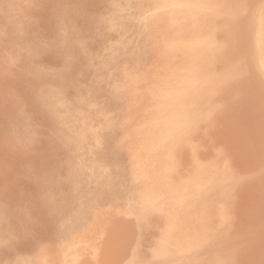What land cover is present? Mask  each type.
Masks as SVG:
<instances>
[{"label": "rangeland", "instance_id": "1", "mask_svg": "<svg viewBox=\"0 0 264 264\" xmlns=\"http://www.w3.org/2000/svg\"><path fill=\"white\" fill-rule=\"evenodd\" d=\"M227 1H0V264H24L27 262L31 264L41 262L43 264H61V261L57 258L59 251L57 246L61 242V233L57 229L58 219L65 217L74 209L87 210L90 205L103 210L109 209L105 216V225H109V228L106 225L105 232L98 241L100 248H98L96 254H91L90 257L88 255L87 260L85 258V260L76 261L74 264H87V262L88 264H120L126 259L134 243L135 225L130 221L132 217H128L122 212L125 206V198H122V193H126L127 189H121V184L124 183V180L127 181L133 172H136L139 161L152 155L146 151V146L157 143V122L159 118L165 115L163 104L169 96L174 94L173 89L178 85H180V91L176 95H178L177 99L181 103L179 102L180 105L177 106V109L182 108L184 116L178 122L180 127L177 130V138H172V140L169 138L164 142L171 163L165 173L167 177L158 182V187L165 189L167 180H169L172 187L185 183L188 179L194 178L196 170L201 171L203 175L199 174L196 187L189 196L188 202L179 208L184 214L182 217L183 223L177 231L175 230V234L178 236L184 233L189 236L187 239L191 237L192 239H185L186 242L177 248L178 252H176L177 250L174 252V258L171 257L175 260V264L264 263V255H262V252L264 253V213H262L264 212V203L262 202L264 201V166H262L264 165V160H262V158L264 159V143L262 144L264 141V93L258 95L260 92L258 93L255 87H248L249 84L247 83L249 82L244 80L246 76L248 80V76L252 75L251 69L253 70L254 63L250 60L254 57V52L257 51L258 35L262 30V26H264V11L259 8L262 0ZM224 3H226V6ZM227 3L233 4V6ZM237 7L241 8L235 10ZM26 14L29 18L26 17ZM237 15L239 18H237ZM51 27L54 30H51ZM193 38L206 39L201 44L202 48H198L199 51L191 46ZM239 41L242 43H239ZM205 49L208 51L206 52ZM233 50L235 51L234 54ZM218 55L220 56L218 57ZM201 57L203 58L201 59ZM201 60L204 61L203 64ZM211 60L213 61L212 65ZM227 60H229V63ZM195 64L199 69L200 67L203 68L206 74L202 71L203 73H198V79H194L192 76L191 79H186L183 82L181 80L180 82L177 75L182 71L192 69ZM187 66L189 68H186ZM218 66H221V68L219 69ZM231 66H233V69ZM246 66L248 67L247 72L245 71ZM241 69L244 72H241ZM221 70H223V73ZM229 70L232 72L229 73ZM217 73L221 75H217ZM224 74L227 78L232 77L230 80H226ZM235 75L238 77L237 79L234 78ZM198 82L200 85H198ZM217 82H221V85ZM236 82L242 85L237 86ZM232 88H238L240 91ZM222 90L225 91L226 96L222 94L224 93ZM231 90H234V92ZM241 90H245L243 91L245 93ZM237 92L241 96L237 95ZM247 92L253 93L250 95ZM206 93L208 94L206 95ZM228 93L229 95H227ZM235 95H237L238 101L234 98ZM200 96H204V98ZM214 97L217 100H214ZM184 99L189 102V104L187 103L189 106H187ZM183 104H186V106H183ZM159 105L163 109L158 108ZM190 105L195 107L193 108ZM234 105L236 106L234 107ZM222 106L225 107L224 110L227 109L226 106L231 107V109L229 108L225 112L220 109ZM190 107L192 110H188ZM253 108L259 109L253 111ZM195 109L201 112H196ZM209 110L215 112L211 111V114ZM185 111L189 112L186 113ZM194 112L198 114H194ZM261 113H263V116ZM187 114L191 119L187 118ZM208 116L207 120L206 117ZM210 116L213 118H210ZM258 118L263 120L260 121ZM144 119L146 120L144 121ZM192 119L195 121H191ZM197 119H199L198 124L195 123L198 122ZM230 121L232 122L230 123ZM188 123L197 125L196 128H192L196 132L192 130L190 133V130L189 132L186 130L192 126L195 127L194 125H188ZM211 123L212 125L216 124L213 129ZM246 123L249 125L248 127ZM260 124L262 125L259 126ZM235 126L242 130L236 132L237 128ZM258 127L261 128L256 129ZM247 128L249 131H247ZM5 132L8 134H5ZM185 134L189 135L186 136ZM260 134H262V137ZM210 135L215 137L211 138ZM194 142L196 143L193 144ZM170 143L174 144L172 145L174 148L170 147ZM246 151L248 152L246 153ZM244 156H247V158ZM151 158L158 159L154 155ZM260 161L262 165H260ZM254 172H260L262 175L260 174V176ZM253 175L256 176L253 177ZM143 181V179H139L137 184L141 185ZM234 186L235 188H233ZM229 188L233 193L229 192ZM248 190L250 193H248ZM233 194L234 197L236 196L235 199ZM215 201L216 204L212 205ZM3 203L6 204L2 205ZM255 203L258 206L255 207ZM147 207L142 219L146 227V230L143 231L141 245L143 248L149 246L167 224L166 217L160 208L153 205ZM244 208L245 210H243ZM250 209L253 210L250 211ZM200 212L199 218L198 213ZM236 213H239L241 218ZM120 216L123 218V222ZM118 217L119 220L116 222L115 220ZM111 218L115 222L110 221ZM258 218L260 221L257 222ZM125 220L129 226L126 225ZM120 223H123L122 226ZM131 223L134 227H131ZM254 223L256 225H253ZM225 224L227 225L225 226ZM217 227L218 229H215ZM249 228L252 230L251 234ZM125 229L128 231H125ZM222 229L226 231L224 232ZM214 230H217L220 234L217 233L218 240L213 239L216 237ZM220 231L225 234L220 233ZM241 233L243 234L241 235ZM250 235L252 238L247 237H251ZM236 238H239L240 243ZM253 238L260 239V241L253 240ZM249 239L254 241L250 245L248 244L250 247L247 246V243H250ZM129 240L130 242L133 241L130 243ZM234 242L239 243V245L236 243V246ZM127 244L129 249L125 248ZM120 246L123 247L119 248ZM99 250L100 253H98ZM111 250L114 254L111 253ZM251 251L255 253H251ZM252 254L256 255V261ZM216 255L218 258L214 257ZM212 257L215 259V263H213L214 259ZM258 257L261 258V261ZM227 261L229 262L227 263Z\"/></svg>", "mask_w": 264, "mask_h": 264}, {"label": "bare ground", "instance_id": "2", "mask_svg": "<svg viewBox=\"0 0 264 264\" xmlns=\"http://www.w3.org/2000/svg\"><path fill=\"white\" fill-rule=\"evenodd\" d=\"M1 1V0H0ZM81 1V0H80ZM179 1V0H178ZM224 2H225V0H223ZM227 1V0H226ZM31 2V1H30ZM153 2V1H152ZM228 2V1H227ZM262 2V1H261ZM180 3V2H179ZM229 3H230V1H229ZM229 3H227V4H229ZM257 3V2H256ZM2 4V3H1ZM27 4V3H26ZM73 4V3H72ZM156 4V3H155ZM175 4V3H174ZM178 4V3H177ZM223 4V3H222ZM262 4V3H261ZM69 5V4H68ZM81 5V4H80ZM170 5V4H169ZM224 5L226 6V3H224ZM230 5V4H229ZM249 5V4H248ZM28 6V5H27ZM34 6V5H33ZM171 6H172V4H171ZM224 6V7H225ZM228 6V5H227ZM230 6H233V4L232 5H230ZM261 6V5H260ZM36 7V6H35ZM84 7V6H83ZM182 7V6H181ZM207 7V6H206ZM23 8V7H22ZM29 8V7H28ZM53 8V7H52ZM226 8H228V7H226ZM230 8V7H229ZM239 8H241V7H239ZM238 7H237V9H235V10H238L239 9ZM258 8V7H257ZM259 8H261V7H259ZM86 9V8H85ZM214 9V8H213ZM245 9V8H244ZM243 9V10H244ZM262 9V8H261ZM260 9V10H261ZM177 10V9H176ZM234 10V9H233ZM243 10H242V12H243ZM248 10V9H247ZM252 10V9H251ZM113 11V10H112ZM241 11V10H240ZM239 11V12H240ZM245 11V10H244ZM249 11V10H248ZM259 11V10H258ZM257 11V12H258ZM24 12V11H23ZM26 12V11H25ZM253 12V11H252ZM256 12V13H257ZM260 12V11H259ZM106 13V12H105ZM161 13V12H160ZM214 13V12H213ZM216 14V13H215ZM217 14H219L218 12H217ZM243 14H245L244 12H243ZM252 14V13H251ZM25 15V14H24ZM23 16V15H22ZM104 16H105V14H104ZM187 16V15H186ZM245 16V15H244ZM26 17L27 18H29L28 16H27V14H26ZM31 17V16H30ZM55 17V16H54ZM239 17H240V14H239ZM238 17V15H237V18H239ZM250 17H251V15H250ZM257 18V17H256ZM33 19H34V17H33ZM184 19V18H183ZM244 20V19H243ZM257 20V19H256ZM49 21V20H48ZM157 21V20H156ZM169 21V20H168ZM75 22V21H74ZM73 22V23H74ZM110 22V21H109ZM188 22H190V21H188ZM237 22V21H236ZM246 23H247V21H245ZM101 23V22H100ZM175 23V22H174ZM240 23H241V20H240ZM259 23H260V21H259ZM181 24V23H180ZM248 24V23H247ZM246 24V25H247ZM53 25V24H52ZM78 25V24H77ZM165 25V24H164ZM167 25V24H166ZM165 25V26H166ZM172 25H173V22H172ZM185 25V24H184ZM192 25V24H191ZM259 25H261V24H259ZM38 26V25H37ZM58 26V25H57ZM81 26V25H80ZM180 26V25H179ZM39 27V26H38ZM118 27V26H117ZM163 27V26H162ZM168 27V26H167ZM172 27V26H171ZM193 27V26H192ZM212 27V26H211ZM16 28V27H15ZM44 28V27H43ZM54 28V27H53ZM109 28V27H108ZM107 28V29H108ZM186 28H188V27H186ZM198 28H199V26H198ZM204 28V27H203ZM259 28H261V27H259ZM59 29V28H58ZM179 29V28H178ZM183 29V28H182ZM184 29H185V27H184ZM207 29V28H206ZM51 30H54V29H52V27H51ZM60 30V29H59ZM99 30V29H98ZM193 30V29H192ZM198 30V29H197ZM196 30V31H197ZM108 31V30H107ZM117 31V30H116ZM163 31V30H162ZM243 31V30H242ZM183 32V31H182ZM188 32V31H187ZM200 32V31H199ZM198 32V33H199ZM0 33H1V31H0ZM72 33V32H71ZM76 33V32H75ZM158 33H160V32H158ZM177 33V32H176ZM194 33V32H193ZM202 33V32H201ZM200 33V34H201ZM3 34H5V33H3ZM184 34V33H183ZM192 34V33H191ZM2 35V34H1ZM119 35V34H118ZM160 35H162V34H160ZM188 35V34H187ZM162 37V36H161ZM179 37H180V35H179ZM182 37V36H181ZM184 37H185V35H184ZM188 37V36H187ZM193 37V36H192ZM192 37H190L191 39H192ZM194 37H196L195 35H194ZM217 37V36H216ZM219 37V36H218ZM222 37V36H221ZM163 38V37H162ZM241 38V37H240ZM11 39H12V37H11ZM176 39V38H175ZM187 39V38H186ZM238 39H239V37H238ZM126 40V39H125ZM182 40V39H181ZM189 40V39H188ZM246 41H247V39H245ZM111 41V40H110ZM114 41V40H113ZM203 41L205 42L206 41V39H200V38H193V41H192V47H193V49H196L197 51H199L198 50V48H202L201 47V44L203 43ZM229 41H230V39H229ZM235 41H237V40H235ZM182 42V41H181ZM185 42H186V40H185ZM184 42V43H185ZM109 43V42H108ZM239 43H242V42H240L239 41ZM105 45V44H104ZM183 45V44H182ZM181 45V46H182ZM190 45V44H189ZM220 45H222V44H220ZM240 45V44H239ZM238 45V46H239ZM180 46V47H181ZM190 46V47H191ZM203 46H204V44H203ZM242 46V45H241ZM263 46H264V26H262V30L260 31V33H259V35H258V43H257V51H255L254 53H255V55H254V57H252L251 59L252 60H250L252 63H254V65H253V70L251 69V71H252V75L251 76H248L249 77V79L247 80V76H246V79H244V80H246V81H248L249 83H247V84H249L248 85V87L250 86V87H255L256 88V90L258 91V93L260 92V94H258V95H262V93H264V48H263ZM83 47V46H82ZM227 47V46H226ZM13 48V47H12ZM62 48V47H61ZM160 48V47H159ZM163 48H164V45H163ZM222 48H224V47H222ZM167 49V48H166ZM171 49V48H170ZM192 49V50H193ZM220 49V48H219ZM119 50H121V49H119ZM160 50V49H159ZM183 50V49H182ZM190 50H191V48H190ZM196 50H194V51H196ZM203 50V49H202ZM201 50V51H202ZM223 50V49H222ZM221 50V51H222ZM17 51V50H16ZM200 51V52H201ZM205 51L207 52L208 50H206L205 49ZM234 51V50H233ZM241 51H243V50H241ZM177 52V51H176ZM183 52V51H182ZM191 52V51H190ZM204 52V51H203ZM44 53V52H43ZM189 53V52H188ZM202 53V52H201ZM210 53V52H209ZM235 53V51L233 52V54ZM243 53V52H242ZM12 54V53H11ZM49 54V53H48ZM196 54V53H195ZM208 54V53H207ZM202 55H204V54H202ZM208 55H210V54H208ZM217 55V54H216ZM246 55V54H245ZM9 56H10V54H9ZM189 56H190V54H189ZM195 56H198V55H195ZM200 56V55H199ZM205 56V55H204ZM220 55H218V57H219ZM247 56V55H246ZM56 57V56H55ZM211 57V56H210ZM218 57H216V58H218ZM224 57V56H223ZM234 57V56H233ZM189 59H190V57H188ZM198 58V57H197ZM203 57H201V59H202ZM229 58V57H228ZM232 58V57H231ZM230 58V59H231ZM237 58V57H236ZM240 58H242V57H240ZM239 58V59H240ZM249 58V57H248ZM8 59V58H7ZM195 59V58H194ZM207 59V58H206ZM215 59V58H214ZM246 60H247V58H245ZM250 59V58H249ZM11 60V59H10ZM183 60V59H182ZM226 60V59H225ZM233 60V59H232ZM236 60V59H235ZM243 60V59H242ZM80 61V60H79ZM151 61V60H150ZM199 61V60H198ZM204 61H206L205 59H204ZM204 61H202L201 60V63L203 62L204 63ZM207 61H209V60H207ZM215 61V60H214ZM219 61V60H218ZM224 61V60H223ZM229 60H227V62H228ZM237 61V60H236ZM212 60H211V65H212ZM231 62V61H230ZM237 62H239V60L237 61ZM236 62V63H237ZM246 62H248V61H246ZM10 64H12L11 62H9ZM16 63V62H15ZM188 63V62H187ZM200 63V64H201ZM202 63V64H203ZM215 63V62H214ZM229 63V62H228ZM176 64V63H175ZM180 64V63H179ZM184 64V63H183ZM243 64H244V62H243ZM242 64V65H243ZM181 65V64H180ZM179 65V66H180ZM187 65H189V64H187ZM191 65V64H190ZM214 65H216V64H214ZM219 65H221V64H219ZM223 65H225L224 63H223ZM239 65V64H238ZM11 66V65H10ZM141 66H143V65H141ZM182 66V65H181ZM184 66V65H183ZM186 66V65H185ZM204 66V65H203ZM219 67V69L221 68V66H218ZM227 67V66H226ZM242 67H244V66H242ZM247 67V66H246ZM250 67V66H249ZM143 68V67H142ZM179 68V67H178ZM183 68V67H182ZM186 68H189V66H187ZM190 68H191V66H190ZM197 68V69H196ZM211 68V67H210ZM231 68L233 69V66H231ZM144 69V68H143ZM204 69H207V68H204ZM208 69H209V67H208ZM232 69H230V70H232ZM244 69H246V68H244ZM1 70V69H0ZM12 70V69H11ZM162 70V69H161ZM166 70V69H165ZM224 70H225V67H224ZM227 70H228V68H227ZM226 70V71H227ZM228 71L229 73L230 72H232V71ZM238 70V69H237ZM237 70H235L236 72H237ZM242 71L241 72H244L243 71V69H241ZM250 70V69H249ZM177 71H179V70H177ZM202 71H204L205 72V70H203V68H201L200 67V69H199V67L197 66V64H195L193 67H192V69H188V70H186V71H182V72H180L179 74H178V72H177V77L178 78H180L179 80H180V82H181V80H182V82L184 81V80H188L190 77H194V79L195 78H197V75H198V73H200L201 74V72ZM208 71V70H207ZM223 70H221V72H222ZM246 72L248 71V67H247V69L245 70ZM6 72V71H5ZM109 72V71H108ZM170 72V71H169ZM219 72V71H218ZM239 73H240V71H238ZM175 73V72H174ZM203 73V72H202ZM223 73V72H222ZM238 73V74H239ZM12 74V73H11ZM149 74V73H148ZM152 74V73H151ZM205 74H206V72H205ZM219 73H217V75H218ZM227 74V73H226ZM247 74V73H246ZM245 74V75H246ZM249 74V73H248ZM203 75V74H202ZM208 75H210V74H208ZM214 75V74H213ZM219 75H221V74H219ZM225 75V74H224ZM227 75H229V74H227ZM234 75V74H233ZM237 75V74H236ZM235 75V76H236ZM240 75H242V73H240ZM24 76V75H23ZM169 76V75H168ZM196 76V77H195ZM199 76H201V75H199ZM234 76V78H238L237 76L235 77ZM253 76H255V77H253ZM15 77H17V76H15ZM148 77V76H147ZM158 77V76H157ZM172 77V76H171ZM173 77L174 78H176L175 77V75H173ZM207 77V76H206ZM208 77H211V76H208ZM225 77H226V75H225ZM232 77V76H231ZM230 77V78H231ZM2 78H4V77H2ZM156 78V77H155ZM199 78V77H198ZM197 78V79H198ZM203 78H204V76H203ZM215 78V77H214ZM216 78H218L217 76H216ZM230 78L228 77H226V80H230ZM244 78V77H243ZM243 78H242V80H243ZM256 78H258V79H256ZM165 79V78H164ZM191 79V78H190ZM202 79V78H201ZM222 79H223V76H222ZM5 80V79H4ZM176 80V79H175ZM178 80V81H179ZM211 80V79H210ZM219 80V79H218ZM225 80V81H226ZM242 80H240V81H242ZM25 81V80H24ZM23 81V82H24ZM36 81V80H35ZM172 81V80H171ZM211 81H214V80H211ZM221 81H224V80H221ZM13 82V81H12ZM30 82V81H29ZM1 83V82H0ZM167 83V82H166ZM197 83V82H196ZM199 83V82H198ZM204 83H205V81H204ZM221 82H217V84H220ZM235 83V82H234ZM237 83V82H236ZM173 84V83H172ZM188 84V83H187ZM194 84V83H193ZM206 84H207V82H206ZM238 84V83H237ZM236 84V85H237ZM246 84V83H245ZM5 85H7V84H5ZM186 85V84H185ZM184 85V86H185ZM198 85H200V83L198 84ZM203 84L201 83V86H202ZM205 85V84H204ZM208 85V84H207ZM213 85V84H212ZM221 85V84H220ZM230 85V84H229ZM240 84H238L237 86H239ZM242 85V84H241ZM240 85V86H241ZM244 85V84H243ZM8 86V85H7ZM137 86V85H136ZM135 86V87H136ZM179 86L180 85H178V86H175L174 87V89H173V95H171V96H169L168 97V99L165 101V103L163 104V106H164V111H165V115L162 117V118H159V120H158V122H157V124H158V133L156 134V140H157V143L156 144H151V145H147L146 146V151L149 153V154H152V155H149V156H147V157H145V158H143L141 161H139L138 162V168H137V170H136V172H133V174L130 176V178L127 180V181H125L124 180V183L122 182V188L121 189H127V191H126V193H122V198L124 199V203H125V206H124V209H123V213L124 214H126V215H128V217H132V218H130V221H132L133 222V224L136 226V225H138L139 223H140V221H142V219H143V214L145 213V209L146 208H148L147 206L148 205H153V206H155V207H158V208H160L161 209V212L165 215V217H166V222H167V228H165V231H164V233L163 234H161L158 238H157V240H156V248H155V250H153V255H154V257H156V258H162L163 256H165V255H167V254H171L172 253V249L170 248V246L171 245H177L179 242H180V239L182 238V240H183V243L184 242H186V240L185 239H187V237H189L188 235H186V234H182L181 236H178L177 234H175L176 232H175V230L177 231L179 228H180V225L183 223V219H182V217H183V211L182 210H180L179 208L182 206V205H184V203H186V202H188V198H189V196L193 193V191H194V189H195V187H196V183H197V180L199 179L198 177H199V174L201 173V171H197L196 170V175H195V173H194V178H191V179H188L185 183H182V184H178V185H176V186H174V187H172V185H171V183L169 182V180H167L168 182L167 183H165V189L163 188V187H158V182L161 180V179H163V178H166L167 177V175L165 174L166 173V171H168V169H169V165H170V163H171V158H170V156H169V153H168V151H167V149H166V146H165V140H167V139H169V138H171V140H172V138L174 139V138H177V130H178V127H180V126H178V122H180V120L183 118V116H184V112H183V109L181 108V109H177V106L178 105H180V101L177 99V97H178V95H176V94H178L179 93V91H180V89H179ZM187 86V85H186ZM245 86V85H244ZM10 87V86H9ZM14 87V86H13ZM16 87V86H15ZM19 87V86H18ZM233 87V86H232ZM236 87V86H235ZM119 88V87H118ZM137 88V87H136ZM14 89V88H13ZM22 89V88H21ZM24 89V88H23ZM219 89H221V88H219ZM229 89V88H228ZM232 89H234V88H232ZM236 90L238 89V88H235ZM234 89V90H235ZM241 89H242V87H241ZM244 89V88H243ZM247 89V88H246ZM17 90V89H16ZM227 90V89H226ZM234 90H231L232 92H234ZM239 90V89H238ZM250 90V89H249ZM253 90V89H252ZM251 90V91H252ZM214 91V90H213ZM221 91V90H220ZM224 90H222V92H223ZM228 91V90H227ZM240 91V90H239ZM242 91V90H241ZM243 91H245V90H243ZM242 91V92H243ZM254 91V90H253ZM31 92V91H30ZM221 92V93H222ZM230 92V91H229ZM231 92V93H232ZM255 93H256V91H254ZM5 93V92H4ZM146 93V92H145ZM150 93V92H149ZM205 93V92H204ZM216 93H218V92H216ZM221 93H219L220 95H221ZM230 93V94H231ZM243 93H245V92H243ZM247 93H249V92H247ZM253 93V92H252ZM251 92L249 93L250 95L252 94ZM11 94V93H10ZM38 94V93H37ZM127 94V93H126ZM181 94V93H180ZM189 94V93H188ZM195 94V93H194ZM208 93H206V95H207ZM214 94V93H213ZM218 94V95H219ZM224 96H226L225 94V91H224V93H222ZM237 95H239V96H241L238 92L236 93ZM5 95H6V93H5ZM18 95V94H17ZM142 95V94H141ZM191 95V94H190ZM196 95V94H195ZM198 95V94H197ZM201 95V94H200ZM205 95V96H206ZM222 95V96H223ZM227 95H229V93L227 94ZM232 95H234L233 93H232ZM237 95H235V97L234 98H236V100L238 101V98L236 97ZM244 95V94H243ZM242 95V96H243ZM256 95V94H255ZM131 96V95H130ZM144 96V95H143ZM146 96V95H145ZM194 96V95H193ZM212 96V95H211ZM231 96V95H230ZM230 96H228L229 98H230ZM245 96V95H244ZM18 97V96H17ZM186 97H188V96H186ZM198 97V96H197ZM201 97V96H200ZM203 98H204V96H202ZM201 97V98H202ZM208 97V96H207ZM216 97V96H215ZM214 97V100L217 98H215ZM219 97V96H218ZM221 97V96H220ZM246 97V96H245ZM249 97V96H248ZM251 97V96H250ZM255 97H257V96H255ZM4 98V97H3ZM146 98V97H145ZM144 98V99H145ZM185 98V97H184ZM206 98V97H205ZM242 98V97H241ZM240 98V99H241ZM244 98V97H243ZM253 98V97H252ZM260 98H261V96H260ZM2 99V98H1ZM183 99V98H182ZM186 99V98H185ZM184 99V100H185ZM196 99V98H195ZM209 99V98H208ZM219 99V98H218ZM228 99V98H227ZM249 99V98H248ZM247 99V100H248ZM262 99V98H261ZM264 99V98H263ZM148 100V99H147ZM189 100V99H188ZM204 100V99H203ZM217 100V99H216ZM234 100V99H233ZM246 100V99H245ZM4 101V100H3ZM2 101V102H3ZM186 101V100H185ZM184 101V102H185ZM195 101V100H194ZM193 101V102H194ZM197 101H198V99H197ZM200 101V100H199ZM219 101V100H218ZM235 101V100H234ZM254 101H255V99H254ZM139 102V101H138ZM154 102V101H153ZM180 102V103H179ZM196 102V101H195ZM204 102H205V100H204ZM206 102H207V99H206ZM211 102V101H210ZM249 102H251L250 100H249ZM4 103V102H3ZM186 104L188 103L189 104V102H185ZM197 103H199V102H197ZM196 103V104H197ZM215 103V102H214ZM213 103V104H214ZM233 103V102H232ZM242 103V102H241ZM240 103V104H241ZM244 103V102H243ZM248 103V102H247ZM253 103V102H252ZM256 103V102H255ZM261 103H262V101H261ZM161 104V103H160ZM186 104H183V106L185 105L186 106ZM187 104V106H189ZM194 104V103H193ZM192 104V105H193ZM203 105H204V103H202ZM221 104V103H220ZM223 104V103H222ZM225 104V103H224ZM230 104V103H229ZM28 105V104H27ZM195 105V104H194ZM202 105V106H203ZM215 105V104H214ZM219 105V104H218ZM228 105V104H227ZM232 106H233V104H231ZM182 106V107H183ZM191 106V105H190ZM206 106V105H205ZM217 106V105H216ZM236 105H234V107H235ZM248 106V105H247ZM252 106V105H251ZM256 106H258L257 104H256ZM161 106L159 105V107L158 108H160ZM191 107H193V106H191ZM188 108V110H192V108ZM195 107V106H194ZM193 107V108H194ZM220 107V106H219ZM238 107V106H237ZM240 107H241V105H240ZM259 107V106H258ZM22 108V107H21ZM183 108H185V107H183ZM200 108V107H199ZM224 108L225 107H223L222 106V108H220V109H223L224 110ZM226 108L227 109H231V107H227L226 106ZM262 108H263V106H262ZM56 109V108H55ZM156 109V108H155ZM160 109H163V108H160ZM215 109H217V108H215ZM219 109V110H220ZM227 109H225V110H227ZM235 109H237V108H235ZM234 109V110H235ZM244 109V108H243ZM255 109H259V108H255ZM254 108H253V111L255 110ZM264 109V108H263ZM196 110V112L198 111L197 109H195ZM201 110H203V109H201ZM224 110V111H225ZM234 110H232V111H234ZM249 110V109H248ZM186 111H187V109H186ZM185 111V112H186ZM210 111V110H209ZM213 113L215 112L214 110H211ZM211 111H210V113H211ZM223 111V112H224ZM263 111V110H262ZM137 112V111H136ZM189 112V111H188ZM188 112H186V113H188ZM193 112V111H192ZM192 112H190L191 114H192ZM196 112H194V114L196 113ZM199 113L201 112V111H198ZM205 112V111H204ZM216 112H218V110H216ZM222 112V111H221ZM226 112V111H225ZM224 112V113H225ZM242 112V111H241ZM240 112V113H241ZM244 112V111H243ZM247 112V111H246ZM151 113V112H150ZM205 113H207V112H205ZM245 113V112H244ZM31 114V113H30ZM34 114V113H33ZM154 115H155V113H153ZM196 114H198V113H196ZM212 114V113H211ZM236 114V113H235ZM239 114V113H238ZM259 113L257 112V115H258ZM263 113H261V115H262ZM190 115V114H189ZM193 115V114H192ZM205 115V114H204ZM206 115H208V114H206ZM221 115V114H220ZM240 115V114H239ZM238 115V116H239ZM242 115H243V113H242ZM187 116H188V114H187ZM233 116V115H232ZM248 115L246 114V117H247ZM263 116V115H262ZM186 117V116H185ZM193 117H194V115H193ZM201 117V116H200ZM244 117V116H243ZM256 117V116H255ZM264 117V116H263ZM187 118H189V116L187 117ZM195 118H198V117H195ZM194 118V119H195ZM208 118H209V116L208 117H206V119L208 120ZM210 118H213V117H211L210 116ZM232 118V117H231ZM2 119H3V117H2ZM185 119V118H184ZM189 119H191V118H189ZM189 119H187V120H189ZM204 119V118H203ZM239 119V118H238ZM242 119V118H241ZM244 119H246V118H244ZM259 119V118H258ZM34 120V119H33ZM146 119H144V121H145ZM186 120V119H185ZM199 119H197L196 121H198ZM202 120V119H201ZM243 120V119H242ZM241 120V121H242ZM254 120V119H253ZM257 120V119H256ZM260 120V119H259ZM263 120V119H262ZM262 120H260V121H262ZM154 121V120H153ZM191 121H195V120H191ZM245 121V120H244ZM249 121V120H248ZM143 122V121H142ZM151 122V121H150ZM184 122V121H183ZM189 122H190V120H189ZM202 122V121H201ZM204 122H206V121H204ZM232 121H230V123H231ZM252 122V121H251ZM250 122V123H251ZM2 123V122H1ZM184 123H186V122H184ZM191 123V122H190ZM195 123H199V121L198 122H195ZM194 123V124H195ZM208 123V122H207ZM216 123V122H215ZM218 123V122H217ZM220 123V122H219ZM40 124V123H39ZM182 124V123H181ZM193 123L192 124H189L188 123V125H194ZM232 124H234V123H232ZM240 124V123H239ZM238 124V125H239ZM247 124V123H246ZM259 124V123H258ZM42 125V124H41ZM180 125V124H179ZM205 125V124H204ZM211 125H212V123H211ZM214 125H216V124H213L211 127H212V129H213V126ZM221 125V124H220ZM219 125V126H220ZM254 125H256V124H254ZM262 124H260L259 126H261ZM151 126V125H150ZM184 126H186V125H184ZM183 126V127H184ZM195 126V125H194ZM203 126V125H202ZM201 126V127H202ZM222 126V125H221ZM233 126V125H232ZM231 126V127H232ZM247 127L249 126L248 124L246 125ZM264 126V125H263ZM42 127V126H41ZM189 127V126H188ZM197 127V125L195 126V127H191L190 129H186L188 132H189V130H190V133L192 132V130H194V129H192V128H196ZM206 127H208V126H206ZM226 127H228V126H226ZM225 127V128H226ZM236 127V126H235ZM234 127V128H235ZM240 127V126H239ZM242 127V126H241ZM245 127V126H244ZM251 127V126H250ZM9 128H10V126H9ZM184 128H187V127H184ZM183 128V129H184ZM237 128V130H236V132H238L239 130L241 131L242 129H238V127H236ZM246 128V127H245ZM244 128V129H245ZM261 127H258V128H256V129H260ZM11 129V128H10ZM149 129V128H148ZM208 129H211V128H208ZM248 129V128H247ZM255 129V128H254ZM42 130V129H41ZM223 130V129H222ZM225 130V129H224ZM230 130H232V129H230ZM185 131V130H184ZM195 131V130H194ZM193 131V132H194ZM198 131H199V129H198ZM209 131V130H208ZM221 131V130H220ZM233 131V130H232ZM246 131V130H245ZM247 131H249V129L247 130ZM8 132V131H7ZM7 132H5V134L7 133ZM196 132V131H195ZM210 132H211V130H210ZM216 132V131H215ZM218 132V131H217ZM235 132V133H236ZM250 132H252V131H250ZM257 132H259V131H257ZM260 132H261V130H260ZM200 133H203V132H200ZM254 133V132H253ZM264 133V132H263ZM262 133V134H263ZM8 134V133H7ZM194 134H196V133H194ZM193 134V135H194ZM198 134V133H197ZM204 134V133H203ZM211 134V133H210ZM218 134V133H217ZM216 134V135H217ZM233 134V133H232ZM240 134V133H239ZM247 134V133H246ZM262 134H260V136L262 137ZM44 135V134H43ZM106 135V134H105ZM186 135V134H185ZM187 135H189V134H187ZM186 135V136H187ZM219 135V134H218ZM223 135V134H222ZM250 135V134H249ZM254 135V134H253ZM252 135V136H253ZM264 135V134H263ZM185 136V137H186ZM206 136V135H205ZM211 136V135H210ZM226 136V135H225ZM251 136V135H250ZM259 136V137H260ZM8 137V136H7ZM194 137V136H193ZM197 137V136H196ZM199 137V136H198ZM207 137V136H206ZM213 137H215V136H213ZM212 136H211V138H213ZM231 137H232V135H231ZM234 137V136H233ZM238 137V136H237ZM9 138V137H8ZM14 138V137H13ZM201 138V137H200ZM205 138V137H204ZM235 138V137H234ZM239 138V137H238ZM237 138V139H238ZM248 138V137H247ZM26 139V138H25ZM203 139V138H202ZM216 139V138H215ZM214 139V140H215ZM223 139V138H222ZM225 139V138H224ZM243 139V138H242ZM253 139V138H252ZM111 140V139H110ZM211 140V139H210ZM213 140V141H214ZM248 140V139H247ZM8 141H9V139H8ZM13 141H14V139H13ZM94 141V140H93ZM198 141V140H197ZM236 141V140H235ZM253 141V140H252ZM263 141V140H262ZM189 142V141H188ZM191 142H193L192 140H191ZM255 142V141H254ZM260 142V141H259ZM258 142V143H259ZM13 143H15V142H13ZM196 142H194L193 144H195ZM201 143V142H200ZM247 143V142H246ZM264 143V141L262 142V144ZM95 144V143H94ZM141 144V143H140ZM171 144V143H170ZM211 144V143H210ZM217 144V143H216ZM238 144H240V143H238ZM250 144V143H249ZM257 144V143H256ZM40 145V144H39ZM100 145V144H99ZM172 145H174V144H171V146L170 147H172V148H174ZM202 145V144H201ZM204 145V144H203ZM214 145V144H213ZM232 145V144H231ZM245 145V144H244ZM258 145V144H257ZM257 145H255V146H257ZM41 146V145H40ZM98 146V145H97ZM193 146V145H192ZM204 146H206V145H204ZM225 146V145H224ZM250 146V145H249ZM264 146V145H263ZM26 147V146H25ZM177 147H179V146H177ZM242 147V146H241ZM17 148V147H16ZM211 148H213V147H211ZM215 148V147H214ZM248 148V147H247ZM264 148V147H263ZM81 149V148H80ZM199 149V148H198ZM205 149V148H204ZM225 149V148H224ZM78 150V149H77ZM179 150V149H178ZM183 150V149H182ZM236 150H238V149H236ZM262 150V149H261ZM200 152H201V150H199ZM214 151V150H213ZM212 151V152H213ZM241 151V150H240ZM243 151V150H242ZM37 152V151H36ZM198 152V151H197ZM206 152V151H205ZM248 151H246V153H247ZM253 152V151H252ZM217 153H218V151H217ZM216 153V154H217ZM243 153V152H242ZM251 153V152H250ZM249 153V154H250ZM260 153V152H259ZM5 155V154H4ZM9 155H11V154H9ZM8 155V156H9ZM153 155L154 156H156L158 159H152L151 157H153ZM213 155V154H212ZM222 155V154H221ZM252 155H254V154H252ZM251 155V156H252ZM261 155V154H260ZM7 156V155H6ZM102 156V155H101ZM204 156V155H203ZM248 156V155H247ZM247 156H244L245 158H247ZM264 156V155H263ZM205 157V156H204ZM207 157V156H206ZM215 157H217V156H215ZM250 157V156H249ZM4 158V157H3ZM8 158V157H7ZM243 158V157H242ZM251 158V157H250ZM5 159V158H4ZM11 159V158H10ZM29 159V158H28ZM209 159V158H208ZM240 159V158H239ZM249 159V158H248ZM247 159V160H248ZM252 159V158H251ZM259 159V158H258ZM261 159V158H260ZM259 159V160H260ZM262 160H264L263 158H262ZM35 161V160H34ZM219 161V160H218ZM239 161V160H238ZM257 161V160H256ZM21 162V161H20ZM79 162V161H78ZM247 163H248V161H246ZM245 162V163H246ZM251 162V161H250ZM254 162V161H253ZM263 162V161H262ZM206 163V162H205ZM213 163V162H212ZM260 163V165H262V163H261V161L259 162ZM22 164H23V162H22ZM264 164V163H263ZM249 165V164H248ZM2 166V165H1ZM83 166V165H82ZM256 166H258V165H256ZM262 166H264V165H262ZM114 167V166H113ZM204 167V166H203ZM214 167V166H213ZM249 167V166H248ZM259 167V166H258ZM246 168H247V166H246ZM206 169V168H205ZM209 169H211V168H209ZM260 169V168H259ZM263 169V168H262ZM202 170H203V168H202ZM240 170V169H239ZM14 171V170H13ZM17 171V170H16ZM30 171V170H29ZM242 171H244V170H242ZM248 172V171H247ZM252 172V171H251ZM260 172H262V171H260ZM256 173V172H254L255 174H261V173ZM246 173V172H245ZM249 173H250V171H249ZM248 173V174H249ZM202 174V173H201ZM251 174V173H250ZM203 175V174H202ZM246 175V174H245ZM259 175H258V177H259ZM262 175V174H261ZM260 175V176H261ZM196 176V177H195ZM231 176V175H230ZM247 176V175H246ZM246 176H245V178H246ZM254 176H256V175H253V177ZM249 178H250V176H248ZM247 177V178H248ZM14 179V178H13ZM139 179H143L144 181L141 183V185H139V184H137V182L139 181ZM261 179V178H260ZM254 180V179H253ZM15 181V180H14ZM257 181V180H256ZM260 181V180H259ZM4 182V181H3ZM10 182V181H9ZM46 182V181H45ZM242 182V181H241ZM240 182V183H241ZM6 183V182H5ZM243 183V182H242ZM251 183V182H250ZM249 184V183H248ZM247 184V185H248ZM254 184V183H253ZM256 184V183H255ZM232 185V184H231ZM237 185V184H236ZM6 186V185H5ZM123 186H125V187H123ZM228 186V185H227ZM230 186V185H229ZM228 186V187H229ZM251 186V185H250ZM225 187H226V185H225ZM232 187V186H231ZM244 187V186H243ZM253 187V186H252ZM233 188H235V186L233 187ZM249 188V187H248ZM257 188V187H256ZM26 189V188H25ZM227 189V188H226ZM242 189V188H241ZM231 189L229 188V192H231L230 191ZM243 190V189H242ZM221 191V190H220ZM226 191V190H225ZM235 191H237V190H235ZM235 191H234V193H235ZM8 192V191H7ZM227 192V191H226ZM118 193V192H117ZM221 193V192H220ZM231 193H233V192H231ZM238 193V192H237ZM243 193H244V190H243ZM248 193H250L249 192V190H248ZM1 194V193H0ZM222 194V193H221ZM227 194H229L228 192H227ZM236 194V193H235ZM239 194V193H238ZM252 194H254L253 192H252ZM203 195V194H202ZM217 195V194H216ZM249 195H251V194H249ZM200 196H201V194H200ZM199 196V197H200ZM220 196V195H219ZM229 196V195H228ZM228 196H227V198H228ZM237 196H239V195H237ZM241 197H242V195H240ZM244 196V195H243ZM255 196V195H254ZM202 197V196H201ZM200 197V198H201ZM210 197V196H209ZM253 197V196H252ZM8 198V197H7ZM220 198H222V197H220ZM233 198L235 199L236 198V196L234 197V194H233ZM232 198V199H233ZM238 198V197H237ZM251 198V197H250ZM254 198V197H253ZM256 198V197H255ZM1 199H2V197H1ZM196 199V198H195ZM231 199V200H232ZM233 199V200H234ZM244 199V198H243ZM252 199V198H251ZM251 199H249V200H251ZM25 200H26V198H25ZM49 200V199H48ZM115 200V199H114ZM191 200V199H190ZM211 200V199H210ZM215 200V199H214ZM219 200V199H218ZM229 200V199H228ZM248 200V201H249ZM18 201V200H17ZM120 201V200H119ZM219 201H221V200H219ZM253 201V200H252ZM1 202V201H0ZM4 202V201H3ZM32 202H33V200H32ZM196 202V201H195ZM200 201L198 200V203H199ZM211 202V201H210ZM233 202V201H232ZM236 202V201H235ZM242 202H243V200H242ZM246 202H247V200H246ZM259 202H261V201H259ZM263 203H264V201H262ZM7 203V202H6ZM5 203V204H6ZM219 203V202H218ZM228 203V202H227ZM237 203V202H236ZM241 203V202H240ZM254 203V202H253ZM4 203L2 204V205H5ZM191 204V203H190ZM210 205H211V203H209ZM216 204V201H215V203H213L212 205H215ZM233 204V203H232ZM247 204V203H246ZM249 204H250V202H249ZM8 205V204H7ZM186 205V204H185ZM199 205V204H198ZM219 205V204H218ZM221 205H222V202H221ZM229 205V204H228ZM244 205V204H243ZM193 206V205H192ZM196 206H197V204H196ZM203 206V205H202ZM220 206V205H219ZM230 206V205H229ZM236 206V205H235ZM256 206H258L256 203H255V207ZM2 207V206H1ZM189 207H191L190 205H189ZM206 207H209V206H207L206 205ZM217 207V206H216ZM215 207V208H216ZM241 207V206H240ZM244 207V206H243ZM245 207H247V206H245ZM262 207V206H261ZM184 208V207H183ZM192 208V207H191ZM199 208H200V206H199ZM214 208V207H213ZM242 208V207H241ZM248 208V207H247ZM195 209V208H194ZM198 209V208H197ZM209 209H210V207H209ZM238 209V208H237ZM260 209V208H259ZM189 210V209H188ZM214 210V209H213ZM243 210H245V208L243 209ZM251 210H253V209H250V211ZM263 210V209H262ZM2 211H5V210H2ZM26 211V210H25ZM108 211H109V209L107 210V209H105V210H103V209H99V208H96V207H94L93 205H90V206H88V209L87 210H80V209H74V210H72L71 211V213H69L68 215H66L65 217H61V218H59L58 219V222H57V224H58V232H60L61 233V242H60V245L59 246H57V247H59V251H58V254H57V258L61 261V264H74L76 261H79V260H85V258H86V260H87V256L88 257H90V255L91 254H96V252H97V250H98V248H100V246H98V241H100V238L102 237V235H103V233L105 232V229H106V225H105V220H106V218H105V216L107 215V213H108ZM114 211V210H113ZM200 211V210H199ZM207 211H208V209H207ZM215 211V210H214ZM249 211V212H250ZM188 212V211H187ZM194 212V211H193ZM255 212H256V210H255ZM255 212H254V214H255ZM27 213V212H26ZM225 213V212H224ZM247 213V212H246ZM245 213V214H246ZM262 213H264V212H262ZM18 214V213H17ZM156 214V213H155ZM237 214V213H236ZM239 214V213H238ZM237 214V215H238ZM242 214H244V213H242ZM249 214V213H248ZM260 214V213H259ZM26 215V214H25ZM118 215H120V214H118ZM122 215V214H121ZM194 215V214H193ZM200 215H201V212L200 213H198V217L200 218ZM210 215H212V214H210ZM216 215V214H215ZM223 215V214H222ZM252 215V214H251ZM250 215V216H251ZM29 216H31V215H29ZM115 216V215H114ZM113 216V218H115ZM239 216H240V214H239ZM261 216L263 217V215L261 214ZM247 217H249V216H247ZM257 217H260V216H257ZM16 218V217H15ZM117 218V217H116ZM120 218H121V216H120ZM126 218V217H125ZM124 218V219H125ZM240 218H241V216H240ZM264 218V217H263ZM262 218V219H263ZM122 219L123 218H121V221H122ZM129 219V218H128ZM197 219V218H196ZM239 219V218H238ZM251 219V218H250ZM259 219V218H258ZM111 220H113L112 218L110 219V221ZM118 220H119V217H118V219H116L115 221L116 222H118ZM134 220V221H133ZM206 220V219H205ZM204 220V221H205ZM219 220V219H218ZM253 220V219H252ZM255 220V219H254ZM114 220H113V222H115ZM192 221V220H191ZM245 221V220H244ZM256 221V220H255ZM258 221H260V219L259 220H257V222ZM120 222V221H119ZM123 222V221H122ZM128 223H129V221H127ZM125 223H126V220H125ZM200 223V222H199ZM212 223V222H211ZM226 223V222H225ZM233 223V222H232ZM237 223H238V221H237ZM241 223V222H240ZM253 223V222H252ZM21 224H22V222H21ZM116 224V223H115ZM122 224L123 223H120V225L122 226ZM133 224L131 223V227H134L133 226ZM217 224H219V223H217ZM30 225V224H29ZM119 225V226H120ZM126 225H128L127 223H126ZM227 224H225V226H226ZM234 225V224H233ZM235 225H237V224H235ZM253 225H256L255 223L253 224ZM108 226V228H109V225H107ZM110 226H111V224H110ZM118 226V227H119ZM124 226V225H123ZM129 226V225H128ZM127 226V227H128ZM247 226H248V223H247ZM251 226V225H250ZM260 226V225H259ZM261 226H262V224H261ZM114 227V226H113ZM117 227V226H116ZM116 227H115V229H116ZM127 227H126V229H127ZM215 227V226H214ZM237 227V226H236ZM246 227V226H245ZM257 227V226H256ZM264 227V226H263ZM30 228V227H29ZM254 228H255V226H254ZM28 229V228H27ZM31 229V228H30ZM111 229V228H110ZM119 229V228H118ZM125 229V231H128V230H126ZM129 229V228H128ZM135 229V228H134ZM215 229H218V227L217 228H215ZM221 229V228H220ZM226 229V228H225ZM246 229H247V227H246ZM250 229V234H251V228H249ZM261 229H262V227H261ZM50 230V229H49ZM123 230V229H122ZM144 230V229H143ZM142 230V231H143ZM223 231H224V229H222ZM242 230V229H241ZM240 230V231H241ZM248 230V229H247ZM254 230V229H253ZM260 230V229H259ZM26 231V230H25ZM32 231H33V229H32ZM113 231V230H112ZM115 231H117V230H115ZM119 231H120V229H119ZM134 231H136V230H134ZM215 231V230H214ZM226 231V230H225ZM224 231V232H225ZM237 231V230H236ZM254 231H256V230H254ZM263 231V230H262ZM51 232V231H50ZM114 232V231H113ZM129 232H130V230H129ZM209 232H211L210 230H209ZM213 232V231H212ZM245 233H246V231H244ZM264 232V231H263ZM124 233H126V232H124ZM128 233V232H127ZM126 233V234H127ZM141 233V232H140ZM154 233V232H153ZM218 232H217V230L215 231V234H216V237H214L213 239L215 240V238L217 239V237H218V234H217ZM220 233H222L221 231H220ZM252 233H254V232H252ZM255 233H257V232H255ZM28 234H30V233H28ZM210 234V233H209ZM208 234V235H209ZM214 234V233H213ZM212 234V235H213ZM222 234H225V233H222ZM243 233H241V235H242ZM130 235V234H129ZM211 235V234H210ZM220 235V234H219ZM228 235V234H227ZM241 235H240V237H241ZM248 235V234H247ZM252 235H254V234H252ZM258 235H260V234H258ZM262 236H263V234H261ZM17 236V235H16ZM107 236V235H106ZM111 236V235H110ZM122 236H123V234H122ZM121 236V237H122ZM132 236H133V234H132ZM137 236V235H136ZM233 236H234V234H233ZM233 236H231V237H233ZM238 236V235H237ZM251 236V235H250ZM255 236V235H254ZM261 236V237H262ZM114 237H115V235H114ZM118 237V236H117ZM119 237H120V235H119ZM126 237V236H125ZM220 237V236H219ZM239 237V238H240ZM248 238H252V236L251 237H249V236H247ZM257 237V236H256ZM43 238V237H42ZM103 238L105 239V237L103 236ZM109 238V237H108ZM131 238V237H130ZM210 238H212V237H210ZM234 238V237H233ZM238 238V239H239ZM242 238V237H241ZM260 238V237H259ZM118 239V238H117ZM120 239V238H119ZM134 239V238H133ZM190 239H192V237L191 238H189V239H187V240H190ZM212 239V240H213ZM219 239V238H218ZM217 239V240H218ZM237 238H236V240H238ZM263 239V238H262ZM51 240V239H50ZM115 240V239H114ZM124 240V239H123ZM123 240H122V242H123ZM202 240V239H201ZM208 240V239H207ZM230 240V239H229ZM233 240H235V239H233ZM253 240H259L260 241V239H254L253 238ZM250 241V239L248 240V241H250V243H247V246H248V244L250 245L252 242H254V241ZM36 240L34 239V242H35ZM110 241V240H109ZM121 241V240H120ZM125 241V240H124ZM133 241V240H132ZM131 241V242H132ZM209 241H210V239H209ZM239 241V240H238ZM56 242V241H55ZM103 242V241H102ZM113 242V241H112ZM129 242H130V240H129ZM130 242V243H131ZM198 243H200L199 241H197ZM219 242V241H218ZM47 243H49V242H47ZM50 243H51V241H50ZM53 243V242H52ZM104 243H106V242H104ZM118 243V242H117ZM120 243V242H119ZM118 243V244H119ZM216 244H217V242H215ZM235 243V245H236V243L237 242H234ZM239 243H240V241H239ZM239 243H237L238 245H239ZM259 243V242H258ZM109 244V243H108ZM118 244H117V246H118ZM230 244V243H229ZM243 245H244V243H242ZM27 245V244H26ZM53 245V244H52ZM113 245H114V243H113ZM121 245V244H120ZM131 245V244H130ZM183 245V244H182ZM198 245V244H197ZM259 245H260V243H259ZM12 246V245H11ZM109 246V245H108ZM123 246H125V245H123ZM123 246H120L119 248H122ZM128 244L126 245V247L125 248H127V249H129L128 247ZM234 246V245H233ZM237 246V245H236ZM245 246H246V244H245ZM255 246H256V244H255ZM105 247V246H104ZM112 247V246H111ZM241 247V246H240ZM248 247H250V246H248ZM252 247V246H251ZM2 248H3V246H2ZM47 248V247H46ZM107 248V247H106ZM191 248V247H190ZM196 248V247H195ZM227 249H228V247H226ZM255 248V247H254ZM254 248H253V250H254ZM12 249V248H11ZM110 249V248H109ZM231 248L229 247V250H230ZM243 249H246V248H243ZM249 249V248H248ZM258 249H260V248H258ZM263 249H264V244H263ZM7 250V249H6ZM108 250V249H107ZM116 250H118L117 248H116ZM122 250V249H121ZM175 250H177V249H175ZM184 250V249H183ZM250 250V249H249ZM109 251V250H108ZM112 251V250H111ZM120 251V250H119ZM123 251V250H122ZM125 252L127 251V250H124ZM213 251V250H212ZM261 251V250H260ZM10 252V251H9ZM117 252V251H116ZM115 252V253H116ZM121 252V251H120ZM129 252V251H128ZM133 252V251H132ZM176 252H178V250L176 251ZM255 253L254 251H251V253ZM258 252H259V250H258ZM257 252V253H258ZM98 253H100V250L98 251ZM107 253H109V252H107ZM112 254H114V252L112 251L111 252ZM122 253H124V252H122ZM212 253V252H211ZM210 253V254H211ZM231 253H232V251H231ZM248 253V252H247ZM259 253H261V252H259ZM117 254V253H116ZM115 254V255H116ZM126 254V253H125ZM238 254V253H237ZM23 255H25V254H23ZM118 255V254H117ZM127 255V254H126ZM125 255V256H126ZM208 255H209V253H208ZM227 255H229V254H227ZM253 255V254H252ZM251 255V256H252ZM262 255H264V253L262 252ZM2 256V255H1ZM51 256V255H50ZM101 256V255H100ZM108 256V255H107ZM113 256V255H112ZM123 257H124V255H122ZM191 256V255H190ZM205 256V255H204ZM212 256H213V254H212ZM231 256V255H230ZM230 256H228V257H230ZM254 256V255H253ZM256 256V255H255ZM255 256L253 257L254 258V260H255ZM259 256H261L260 254H259ZM6 257V256H5ZM16 257V256H15ZM103 257V256H102ZM101 257V258H102ZM119 257V256H118ZM214 257H217L218 258V256L216 255V256H214ZM250 257V256H249ZM264 257V256H263ZM3 258V257H2ZM101 258H99V259H101ZM174 258V257H173ZM207 258V257H206ZM213 258V257H212ZM258 258H260V257H258ZM89 259V258H88ZM93 259V258H92ZM106 259V258H105ZM121 259H122V257H121ZM201 259V258H200ZM207 259H210V258H207ZM214 259V258H213ZM257 259V258H256ZM109 260V259H108ZM228 260V259H227ZM251 260V259H250ZM99 261V260H98ZM117 261H119V260H117ZM121 261V260H120ZM119 261V262H120ZM208 261H210V260H208ZM237 261V260H236ZM256 261V260H255ZM254 261V262H255ZM259 261H261V258L259 259ZM263 261H264V259H263ZM81 262V261H80ZM79 262V263H80ZM85 262V261H84ZM108 262V261H107ZM106 262V263H107ZM112 262H113V260H112ZM124 262V261H123ZM218 262V261H217ZM229 261H227V263H228ZM231 262V261H230ZM239 262H241V261H239ZM248 263L250 262V261H247ZM253 262V263H254ZM3 263V262H2ZM7 263V262H6ZM104 263V262H103ZM117 263V262H116ZM126 263V262H125ZM213 263H215V259H214V261H213ZM232 263V262H231ZM234 263V262H233ZM251 263V262H250ZM259 264V262H255V264ZM22 264V263H21ZM24 264H31V263H29V262H27V263H24ZM39 264H43L42 262L41 263H39ZM78 264V263H77ZM81 264V263H80ZM87 264H88V262H87ZM91 264V263H90ZM94 264V263H93ZM105 264V263H104ZM108 264V263H107ZM119 264V263H118ZM121 264V263H120ZM229 264V263H228ZM239 264V263H238ZM261 264H264L263 262L261 263Z\"/></svg>", "mask_w": 264, "mask_h": 264}, {"label": "crops", "instance_id": "3", "mask_svg": "<svg viewBox=\"0 0 264 264\" xmlns=\"http://www.w3.org/2000/svg\"><path fill=\"white\" fill-rule=\"evenodd\" d=\"M165 228H167V224L163 227V230L161 231L159 236L164 233ZM143 229L146 230V227L142 220L138 225L135 226L136 231L134 234V243L130 248L129 255H127L126 259H124V262L122 261L121 264H175V260L171 256L174 257V252L176 251L175 249H177L178 247H180L181 244H183L182 238L180 239V242L177 245L170 246V248L172 249L171 254H167L162 258H156L153 255V250H155L156 248V240L159 236L156 237L155 240H153L149 246L143 248L141 246L144 231Z\"/></svg>", "mask_w": 264, "mask_h": 264}, {"label": "snow or ice", "instance_id": "4", "mask_svg": "<svg viewBox=\"0 0 264 264\" xmlns=\"http://www.w3.org/2000/svg\"><path fill=\"white\" fill-rule=\"evenodd\" d=\"M261 8H262V11H264V0H262Z\"/></svg>", "mask_w": 264, "mask_h": 264}]
</instances>
